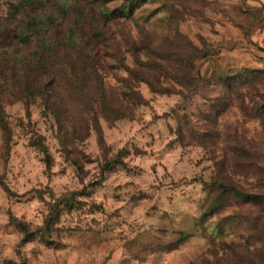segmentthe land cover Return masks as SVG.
I'll return each mask as SVG.
<instances>
[{"label":"rangeland","instance_id":"obj_1","mask_svg":"<svg viewBox=\"0 0 264 264\" xmlns=\"http://www.w3.org/2000/svg\"><path fill=\"white\" fill-rule=\"evenodd\" d=\"M95 3V75L0 93V264H264V0Z\"/></svg>","mask_w":264,"mask_h":264},{"label":"trees","instance_id":"obj_2","mask_svg":"<svg viewBox=\"0 0 264 264\" xmlns=\"http://www.w3.org/2000/svg\"><path fill=\"white\" fill-rule=\"evenodd\" d=\"M82 1L85 7L88 6L87 12L90 13L86 14L84 9L78 11L73 6L61 9L64 15L63 22H66L63 24L68 27V31L63 34L51 32L50 27L55 21L52 15L43 19L40 15L27 13L28 1L19 0L17 5L13 6L12 16L0 24V39L9 46L13 45L15 40L27 47L33 46L19 59L5 56L0 58V93L15 96L12 89L17 87L21 88L24 96H45L49 81L61 79V73L65 75L68 71L76 80L84 78L88 70L91 75H95L94 69L100 51L98 47L100 44L105 45L109 37L105 38L95 31L98 20L92 15L96 8L94 5L96 0ZM20 15L24 18L21 19ZM88 24L89 29L84 30ZM60 68L63 72L57 73ZM9 69L12 73L7 76L6 71ZM116 115V118L124 117L120 112ZM218 187L221 189L219 199L208 204L206 211L216 213L223 205V192L227 193L226 190L229 188L222 185ZM231 192L240 195L235 189Z\"/></svg>","mask_w":264,"mask_h":264}]
</instances>
